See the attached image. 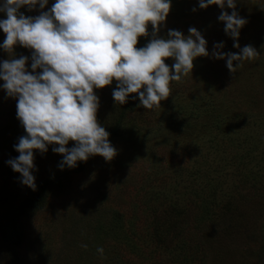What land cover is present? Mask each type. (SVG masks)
Here are the masks:
<instances>
[{
	"label": "rangeland",
	"instance_id": "rangeland-1",
	"mask_svg": "<svg viewBox=\"0 0 264 264\" xmlns=\"http://www.w3.org/2000/svg\"><path fill=\"white\" fill-rule=\"evenodd\" d=\"M54 2L19 11L36 16ZM221 11L233 9L171 0L158 35L172 29L187 36L195 27L209 53L218 42L220 51L239 53ZM236 11L247 21L238 43L256 48L255 59L233 75L224 59L197 57L153 109L138 106V98L115 103V80L94 89L97 121L117 154L61 170L52 145L34 150L36 190L6 163L19 155L13 146L26 132L16 99L0 89V264H264V0H236ZM151 32L149 24L137 48ZM5 36L0 30V43ZM31 51L15 46L16 58L29 57L26 67ZM11 56L0 49V60ZM165 63L171 71L174 58ZM44 181L53 183L40 193Z\"/></svg>",
	"mask_w": 264,
	"mask_h": 264
},
{
	"label": "clouds",
	"instance_id": "clouds-1",
	"mask_svg": "<svg viewBox=\"0 0 264 264\" xmlns=\"http://www.w3.org/2000/svg\"><path fill=\"white\" fill-rule=\"evenodd\" d=\"M48 3L0 0V13L5 16L0 18V30L6 34L0 49L9 57L16 45L32 50L27 67L28 56L16 58L15 53L0 60V89L16 99V117L26 132L13 146L19 155L6 163L21 174L20 183L32 190L37 188L34 150L43 154L52 145L54 153L62 154L61 170L74 168L90 156L100 155L108 162L117 154L109 132L97 121L99 97L94 89L115 80V103L123 105L138 98V106L158 108L170 96V81H180L192 72L195 58L224 59L234 75L245 60L260 54L253 46L238 43L247 21L236 11V0H198V6L233 9L231 14L221 11L218 20L239 53L220 51L223 42L214 43L209 53L206 39L195 27L188 29L187 36L169 29L166 37H160L171 0H55L50 9L36 16L19 11L22 7L42 10ZM149 24L152 38L137 48L138 37L149 34ZM169 57L174 58L171 71L165 63ZM69 141L74 144L66 147ZM96 251L103 256L102 247Z\"/></svg>",
	"mask_w": 264,
	"mask_h": 264
},
{
	"label": "trees",
	"instance_id": "trees-1",
	"mask_svg": "<svg viewBox=\"0 0 264 264\" xmlns=\"http://www.w3.org/2000/svg\"><path fill=\"white\" fill-rule=\"evenodd\" d=\"M122 118H120L119 119V124L118 125H120V120H121ZM117 128H118V126H116L115 127V129H114V132H117ZM51 183H53V182H51ZM51 183L50 182H48V181H44L42 184H41V187H40V193H42L49 185H51Z\"/></svg>",
	"mask_w": 264,
	"mask_h": 264
}]
</instances>
